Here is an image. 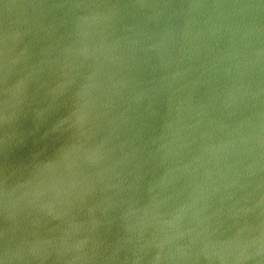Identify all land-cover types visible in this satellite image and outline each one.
<instances>
[{"label": "water", "instance_id": "obj_1", "mask_svg": "<svg viewBox=\"0 0 264 264\" xmlns=\"http://www.w3.org/2000/svg\"><path fill=\"white\" fill-rule=\"evenodd\" d=\"M0 264H264V0H0Z\"/></svg>", "mask_w": 264, "mask_h": 264}]
</instances>
